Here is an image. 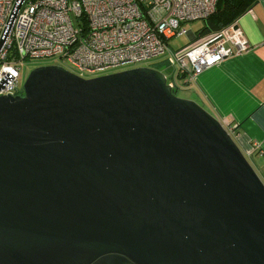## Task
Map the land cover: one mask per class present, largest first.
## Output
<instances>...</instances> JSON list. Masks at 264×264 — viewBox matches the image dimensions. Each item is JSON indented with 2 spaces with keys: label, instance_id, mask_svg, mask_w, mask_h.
<instances>
[{
  "label": "water",
  "instance_id": "1",
  "mask_svg": "<svg viewBox=\"0 0 264 264\" xmlns=\"http://www.w3.org/2000/svg\"><path fill=\"white\" fill-rule=\"evenodd\" d=\"M0 264H264V183L157 69L37 66L0 96Z\"/></svg>",
  "mask_w": 264,
  "mask_h": 264
},
{
  "label": "built area",
  "instance_id": "2",
  "mask_svg": "<svg viewBox=\"0 0 264 264\" xmlns=\"http://www.w3.org/2000/svg\"><path fill=\"white\" fill-rule=\"evenodd\" d=\"M218 0H0V96L20 94L23 61L57 58L87 78L111 69L166 57L160 71L171 89L195 81L203 70L250 49L232 23L205 34L183 25L204 20ZM190 36L173 51L168 41ZM69 67L71 69H69ZM154 68V67H153ZM156 69V68H155ZM231 137L235 125L220 121Z\"/></svg>",
  "mask_w": 264,
  "mask_h": 264
},
{
  "label": "crops",
  "instance_id": "3",
  "mask_svg": "<svg viewBox=\"0 0 264 264\" xmlns=\"http://www.w3.org/2000/svg\"><path fill=\"white\" fill-rule=\"evenodd\" d=\"M236 24L250 49L178 86L190 88L211 114L236 126L234 139L264 183V0L249 5Z\"/></svg>",
  "mask_w": 264,
  "mask_h": 264
},
{
  "label": "rangeland",
  "instance_id": "4",
  "mask_svg": "<svg viewBox=\"0 0 264 264\" xmlns=\"http://www.w3.org/2000/svg\"><path fill=\"white\" fill-rule=\"evenodd\" d=\"M203 26H204V21H202V20L188 22V23H185L183 25V27L186 30H189V31H191V33H195V34ZM187 42H190V38L188 37V35L183 34L181 36H174V37H172L168 41V45H169V47H170L171 50L176 51V50L182 48L183 46H185V44ZM168 55H170V54L167 53L164 56H160L158 58H154L151 61H149L148 63L141 64V65H138V66L154 67L156 69H159L160 71L167 72V70H166V62L164 60H166V57H168ZM50 64L64 65L65 66V64L63 62H61L60 60H58L57 58L38 59V60H36V59L35 60H28V59H26V60H24L22 66H21V69H20V79H21L20 80V85L21 86L23 85V82H24L25 78L27 77V75L29 74V72L33 68H35L37 66H41V65H50ZM138 66H126V67H123V68H120V69H111V70L105 71L104 73H99V74H96V75H93V76H86V77L87 78H91V77H95V76H99V75H103V74H108V73H112V72H116V71H120V70L130 69V68L138 67ZM69 69H71V68L69 67ZM177 82L179 84H181L182 83V79H178ZM175 94L178 97H181V98L194 99L195 101H197L191 95L190 88H188V87H182V85L179 86V88H178V90L176 91ZM197 102L201 106H203L207 111H209L206 106H204L199 101H197ZM224 126L227 127L226 125H224Z\"/></svg>",
  "mask_w": 264,
  "mask_h": 264
},
{
  "label": "trees",
  "instance_id": "5",
  "mask_svg": "<svg viewBox=\"0 0 264 264\" xmlns=\"http://www.w3.org/2000/svg\"><path fill=\"white\" fill-rule=\"evenodd\" d=\"M256 0H218L215 12L204 19V26L197 34H205L220 29L237 19L244 10ZM177 90L174 89L175 93Z\"/></svg>",
  "mask_w": 264,
  "mask_h": 264
},
{
  "label": "bare ground",
  "instance_id": "6",
  "mask_svg": "<svg viewBox=\"0 0 264 264\" xmlns=\"http://www.w3.org/2000/svg\"><path fill=\"white\" fill-rule=\"evenodd\" d=\"M233 138V137H232ZM234 139V138H233Z\"/></svg>",
  "mask_w": 264,
  "mask_h": 264
},
{
  "label": "clouds",
  "instance_id": "7",
  "mask_svg": "<svg viewBox=\"0 0 264 264\" xmlns=\"http://www.w3.org/2000/svg\"><path fill=\"white\" fill-rule=\"evenodd\" d=\"M235 140V139H234Z\"/></svg>",
  "mask_w": 264,
  "mask_h": 264
},
{
  "label": "flooded vegetation",
  "instance_id": "8",
  "mask_svg": "<svg viewBox=\"0 0 264 264\" xmlns=\"http://www.w3.org/2000/svg\"><path fill=\"white\" fill-rule=\"evenodd\" d=\"M176 93V92H175Z\"/></svg>",
  "mask_w": 264,
  "mask_h": 264
}]
</instances>
